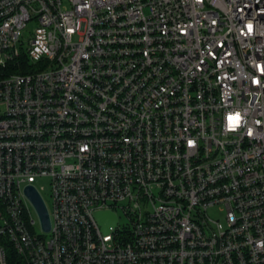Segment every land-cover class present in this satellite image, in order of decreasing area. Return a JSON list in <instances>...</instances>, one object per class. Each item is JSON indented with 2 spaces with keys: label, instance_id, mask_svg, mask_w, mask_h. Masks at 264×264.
<instances>
[{
  "label": "built area",
  "instance_id": "built-area-1",
  "mask_svg": "<svg viewBox=\"0 0 264 264\" xmlns=\"http://www.w3.org/2000/svg\"><path fill=\"white\" fill-rule=\"evenodd\" d=\"M41 177L49 230L25 192ZM8 246L264 264V0H0V264Z\"/></svg>",
  "mask_w": 264,
  "mask_h": 264
},
{
  "label": "water",
  "instance_id": "water-1",
  "mask_svg": "<svg viewBox=\"0 0 264 264\" xmlns=\"http://www.w3.org/2000/svg\"><path fill=\"white\" fill-rule=\"evenodd\" d=\"M25 192L27 196L30 198V200L32 201L33 205L35 206L43 228L45 230H49L50 219H49V214H48V211H47V208H46V205L43 199L32 186H27L25 188ZM94 215H95L96 220L102 226V230L104 232H107L109 230V226L116 225L117 216L115 212L111 210H96L94 212Z\"/></svg>",
  "mask_w": 264,
  "mask_h": 264
},
{
  "label": "rangeland",
  "instance_id": "rangeland-1",
  "mask_svg": "<svg viewBox=\"0 0 264 264\" xmlns=\"http://www.w3.org/2000/svg\"><path fill=\"white\" fill-rule=\"evenodd\" d=\"M30 29H31V24H29L26 31L23 32V35L25 37H27L28 30ZM35 185L39 189L48 211H51L53 207V201H52V196H51L49 180L46 177L38 178L35 182ZM224 213L225 212L221 205L211 206L207 209L208 217L212 219H219L222 221L224 218ZM119 214L121 216L120 223H124L125 217L121 214V212H119Z\"/></svg>",
  "mask_w": 264,
  "mask_h": 264
},
{
  "label": "trees",
  "instance_id": "trees-1",
  "mask_svg": "<svg viewBox=\"0 0 264 264\" xmlns=\"http://www.w3.org/2000/svg\"><path fill=\"white\" fill-rule=\"evenodd\" d=\"M7 264H21L20 257L16 253V251L12 248V246H8L7 248Z\"/></svg>",
  "mask_w": 264,
  "mask_h": 264
},
{
  "label": "snow or ice",
  "instance_id": "snow-or-ice-1",
  "mask_svg": "<svg viewBox=\"0 0 264 264\" xmlns=\"http://www.w3.org/2000/svg\"><path fill=\"white\" fill-rule=\"evenodd\" d=\"M249 27H251V26H249ZM231 119V118H230Z\"/></svg>",
  "mask_w": 264,
  "mask_h": 264
}]
</instances>
